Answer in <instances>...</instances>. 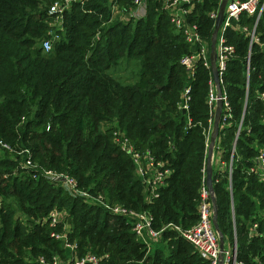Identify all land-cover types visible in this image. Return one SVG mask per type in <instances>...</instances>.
<instances>
[{
	"label": "trees",
	"instance_id": "obj_1",
	"mask_svg": "<svg viewBox=\"0 0 264 264\" xmlns=\"http://www.w3.org/2000/svg\"><path fill=\"white\" fill-rule=\"evenodd\" d=\"M54 1L0 0V138L13 148L0 158V264H44L41 257L71 255L51 235L64 225L42 221L54 208L67 212L78 256L107 254L101 264H210L172 230L148 251L127 218L45 176H32L69 173L81 189L111 203L150 210L156 229L197 224L206 181L210 70L201 63L189 76L181 59L192 49L162 4L148 0L145 17L123 20L133 0H115L117 15L110 0L77 1L47 52L43 42L55 28L49 14ZM221 1L202 0L190 16L209 45L215 26L210 13ZM255 20L243 15L239 23L253 28ZM257 33L264 42V13ZM227 39L235 53L222 87L232 116L221 122L215 146L218 223L225 246L237 241L238 261L264 264V181L249 170L264 148V51L234 28ZM187 86L184 112L179 103ZM117 130L172 170L152 203L134 162L115 140ZM23 149L31 151L37 170L24 168Z\"/></svg>",
	"mask_w": 264,
	"mask_h": 264
},
{
	"label": "built area",
	"instance_id": "obj_2",
	"mask_svg": "<svg viewBox=\"0 0 264 264\" xmlns=\"http://www.w3.org/2000/svg\"><path fill=\"white\" fill-rule=\"evenodd\" d=\"M77 1L84 0H55L49 8V14L54 17L52 25L55 27L50 31V38L44 40L43 47L45 51H50L56 40L60 39V31L64 29V15L65 12L71 10L72 5ZM112 4L113 14L120 13V9L115 0H110ZM162 4L163 9L168 13L171 23L174 25L175 30L181 33L185 41L190 45L192 51L182 57L181 63L185 66L190 77L194 73L199 64H203L210 70L209 80V105L211 114V125L213 130L214 118L217 108L218 89L214 80L212 72L210 52L211 44L203 37L200 27L197 23L190 20V16L195 10L198 3L202 0H157ZM134 7L122 19L127 20L131 16L140 19L147 14L148 0H133ZM219 8L210 13V17L216 20L218 18ZM126 13V12H125ZM264 13V0H228L224 20L220 26L217 34V60L216 66L219 72V78L222 86V80L228 68V61L235 53V47L228 43L227 31L229 29H236L245 33L250 38L251 45L258 44L264 51V42L261 41L260 35L257 33L258 24ZM243 15L254 16L256 18L253 28L242 25L239 23ZM250 75V62H248V76ZM191 87L187 86L182 93V101L179 103V108L184 112L188 110V102L190 100ZM261 98L264 101V93ZM222 117L221 122H225L228 117L232 116L229 101L227 100L226 93L222 87ZM220 122V125H221ZM211 130V132H212ZM115 140L120 145L122 150L132 159L135 165L136 173L142 180L145 186L146 201L152 203L160 194V189L167 184V179L172 173L167 163L158 159L151 150H139L133 142L121 131H115ZM209 136V143H210ZM209 145V144H208ZM216 146V144H215ZM10 150L13 151L11 145L4 139L0 138V151ZM218 150V149H217ZM258 154L255 157L254 163L249 169L250 172L256 174L261 180L264 181V148H259ZM28 157L24 162V168L28 170H37V164L33 161L31 151L23 149L20 151ZM219 151H215L213 160L217 165L219 164ZM213 163V164H214ZM206 173V169H205ZM34 178L45 176L46 178L62 184L74 196H81L85 201L92 205L103 206L113 216H122L128 219L131 224V229L136 235L137 239L143 242L148 251L152 250L155 244L159 243L163 238V233L166 230H172L178 236L188 241L198 254L210 264H244L237 259V241L233 246H225L224 251L221 250L220 236L213 224V203L211 193L208 190L206 181L201 189V200L198 207L200 215L197 224L190 228H184L177 223H168L161 229H156L154 226V215L150 210H135L128 208L121 204H114L109 202L103 194L94 195L87 190L79 187L78 180L69 173H58L53 170H42V172L34 171L32 173ZM0 198V205H1ZM43 222H50L52 225L63 224L64 230L62 232H52V237L61 240L64 247L69 249L72 253L68 258H63L59 254L54 255L51 260L47 261L44 257L40 261L44 264H101L103 260L108 258V255H98L88 252L83 256L75 254L77 244L69 241V225L68 214L65 210L61 211L54 208L50 215L42 220ZM69 224H68V223ZM258 223H254L251 228V234L256 231Z\"/></svg>",
	"mask_w": 264,
	"mask_h": 264
},
{
	"label": "water",
	"instance_id": "obj_3",
	"mask_svg": "<svg viewBox=\"0 0 264 264\" xmlns=\"http://www.w3.org/2000/svg\"><path fill=\"white\" fill-rule=\"evenodd\" d=\"M228 0H222L221 4L219 6V12H218V18L216 20L215 26H214V31L211 39V52H210V60H211V66H212V72L214 75V80L218 89V101H217V108H216V113H215V118H214V125H213V130L211 132V137H210V143L208 145V154H207V162H206V184L208 187V190L211 193V198H212V203H213V210H214V215H213V224L217 232L219 233L220 236V246L221 250L224 251L225 249V240L224 236L220 230L219 223H218V205H217V199L214 193V185H213V175H214V167H213V154H214V147L216 144L217 137L220 132V122H221V117H222V112H223V107H222V86L219 78V72L216 66V60H217V51H216V43H217V34L220 29V26L224 20V15H225V9L227 5ZM220 264H223L222 262Z\"/></svg>",
	"mask_w": 264,
	"mask_h": 264
},
{
	"label": "rangeland",
	"instance_id": "obj_4",
	"mask_svg": "<svg viewBox=\"0 0 264 264\" xmlns=\"http://www.w3.org/2000/svg\"><path fill=\"white\" fill-rule=\"evenodd\" d=\"M8 155H11V154L8 152L0 151V158H4L5 156H8Z\"/></svg>",
	"mask_w": 264,
	"mask_h": 264
},
{
	"label": "crops",
	"instance_id": "obj_5",
	"mask_svg": "<svg viewBox=\"0 0 264 264\" xmlns=\"http://www.w3.org/2000/svg\"><path fill=\"white\" fill-rule=\"evenodd\" d=\"M213 163H214V160H213ZM215 164V163H214ZM217 164V163H216Z\"/></svg>",
	"mask_w": 264,
	"mask_h": 264
}]
</instances>
